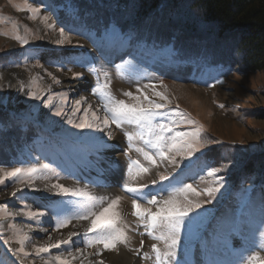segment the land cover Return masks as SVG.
Masks as SVG:
<instances>
[{
	"label": "rangeland",
	"instance_id": "rangeland-1",
	"mask_svg": "<svg viewBox=\"0 0 264 264\" xmlns=\"http://www.w3.org/2000/svg\"><path fill=\"white\" fill-rule=\"evenodd\" d=\"M27 6L38 7L39 16L30 18ZM57 15L43 0H0V168L18 167L26 173L24 184L5 180L0 185V264H46L65 249L80 250L72 264H94L101 259L109 264L105 256L110 251L103 245L87 247L94 234L85 237V231H71L70 227L82 220L89 227V220L78 217L98 211L102 207L99 198L111 199L116 194L131 201L128 214L137 222L131 231L138 240L129 244L128 251L139 264H184L185 260L189 264H248V258L256 254L264 259V185L258 175L241 183L243 166L236 162L264 154V70H229L215 75L204 66L170 62L154 51L107 49L84 29L62 25ZM16 28L27 44L12 39ZM61 28L67 40L60 35ZM61 40L64 42L58 43ZM105 83L112 96L127 103L135 101L126 92L141 100L147 95L167 103L165 116L155 118L160 123L186 119L178 114L187 113L196 124L183 123L175 130L192 131L202 125V140L213 143L189 158L177 156L175 165L157 157V165L150 166L148 173L133 178V160L149 166L136 149L156 152L147 143L144 130L135 124L117 127L99 121H94L99 128L74 126L85 111L90 117L92 112L100 117L107 114L104 98L94 94ZM33 92L40 98L34 99ZM156 92L163 93L167 101H160ZM18 126L24 129L14 128ZM126 133L133 136L131 141ZM218 148H226L221 153L224 156L231 151L233 162L221 165L222 171L214 178L208 176L213 167L205 164L202 154ZM225 171L235 175L239 171V177L232 180ZM162 175L168 179L161 180ZM217 180L223 187L209 197L204 190L218 186ZM57 184L86 191L96 199L57 194ZM125 184L142 190L126 192ZM183 184H192L201 193L198 197L189 194V199L202 202L203 207L185 218L176 256L157 262L152 245L157 244L162 252L167 249L148 235L133 214L132 200L139 196L148 207L146 201L152 196L167 199ZM64 221L67 223L60 226ZM69 237L73 243L36 254L37 247ZM120 247L126 245L117 249ZM97 252L102 255H94Z\"/></svg>",
	"mask_w": 264,
	"mask_h": 264
},
{
	"label": "trees",
	"instance_id": "trees-1",
	"mask_svg": "<svg viewBox=\"0 0 264 264\" xmlns=\"http://www.w3.org/2000/svg\"><path fill=\"white\" fill-rule=\"evenodd\" d=\"M43 1L56 10L62 25L84 29L107 49L154 51L170 62L204 66L215 75L264 70V0ZM224 151L206 150L202 158L207 166L220 168L233 162L231 151L225 156ZM243 160H236L243 166L240 177L239 171L225 174L241 183L258 175L264 185V154Z\"/></svg>",
	"mask_w": 264,
	"mask_h": 264
},
{
	"label": "snow or ice",
	"instance_id": "snow-or-ice-1",
	"mask_svg": "<svg viewBox=\"0 0 264 264\" xmlns=\"http://www.w3.org/2000/svg\"><path fill=\"white\" fill-rule=\"evenodd\" d=\"M18 10L23 11L25 9L18 8ZM27 11L32 14L30 17L32 19H35L40 14V9L38 7L27 6ZM43 20L45 24H47L48 17L44 16ZM48 26L51 27V25ZM4 34L6 35V33ZM60 35L64 37L65 40L68 39V37L65 36L63 28L60 29ZM12 39L21 44H27L28 42L26 37L19 34L18 28L15 29V34L12 36ZM63 42V40L58 41V43ZM53 80H55L56 83L60 82L56 80L55 77H53ZM108 88L109 85L105 83L94 93L104 98L103 107L106 109L107 114L100 117L97 116L95 112H92L90 117L89 111H85L81 122L74 126L82 129L99 128V124L94 123V121H99L105 126H108L110 123H115L117 127H120L123 123L135 124L144 130L149 137L147 143L155 148L156 152L151 153L140 148L136 149V151L143 155L144 160L148 162L149 166H145L139 160H133L130 168L134 169V178L139 177L141 174L148 173L150 171V166L157 165V157L160 161L167 160L169 163L175 165L178 163L176 160L177 156L182 155L185 158H189L195 152L200 151L202 147L213 143L211 140H202V125H197L192 131L175 130L183 123L196 124V121L188 118L187 113L181 112L178 114L180 117L186 119H175L170 123H160L155 118L165 116L163 109L167 108V103L153 101L147 95H144L143 100H141L140 96H134L133 93L126 92L124 95L135 101L134 103H127L124 100H118L112 96L111 93L107 91ZM155 95L159 97L160 101H167V97L163 93L156 92ZM32 96L34 99L40 98L35 92L32 93ZM221 107H223V105H221ZM89 110H91V106H89ZM57 115H59V112ZM69 122L71 123V121ZM169 133L171 135H168ZM126 135L130 141L133 139L131 134L126 133ZM141 138H143V134ZM47 167L48 165H44L45 169ZM220 171H222L221 168L213 167L208 170L207 174L215 178ZM25 174L24 170L18 167L12 168L11 170L0 168V185L4 184L5 180L24 184L26 183L23 179ZM160 179L166 180L168 177L162 175ZM216 182L218 186L209 187L204 190L209 197L223 187V184L219 183L218 180ZM153 183H155V181H153ZM54 187L59 190L57 194H62L64 196H79L90 201L96 199L86 191L69 189L59 184L54 185ZM124 190L135 194L139 193L142 189L141 187L125 184ZM189 194H193L197 197L201 195L192 184H183L175 188L167 199L157 200L155 196H152L146 201L147 205H149L148 207L141 204L139 196L132 200L134 209L133 214L138 218L148 235L151 236L153 240L163 243L167 249V251L162 252L157 244L152 245V251L155 253L157 262L162 259L167 261L169 258L176 256L177 249L180 245V232L185 218L195 209L203 207L202 202L190 200ZM13 195H15V193H13ZM121 200L122 197L120 196L111 199L101 197L98 203L102 207L98 211H89L78 217L80 219L89 220V227L84 234L85 237H88L90 233L94 234V239H88V248H92L96 244H101L105 250L112 251L116 250L118 245H127L129 237L125 231V227L121 226L123 221V217L119 211ZM153 207H155V211H153ZM40 215H43V213H40ZM29 216L32 217V213H29ZM66 223L67 221H64L60 226H64ZM262 227H264V225H262ZM71 243L73 242L71 237H69V239L66 240L45 244L36 248V254L48 253L53 248L59 249L61 245H68ZM141 244H143V241H141ZM20 251L23 252V248H21ZM25 255H27V253H25ZM94 255L100 256L102 253L97 252ZM79 256L80 250L73 252L71 249H65L59 255L51 256V258L46 261V264H72ZM41 258L43 259V257ZM94 264H105V261L101 259L94 262ZM184 264H189V262L185 260ZM248 264H264V259H261L259 254L252 255L248 258Z\"/></svg>",
	"mask_w": 264,
	"mask_h": 264
},
{
	"label": "bare ground",
	"instance_id": "bare-ground-1",
	"mask_svg": "<svg viewBox=\"0 0 264 264\" xmlns=\"http://www.w3.org/2000/svg\"><path fill=\"white\" fill-rule=\"evenodd\" d=\"M85 85V84H84ZM80 87V86H79ZM114 138V137H113ZM119 141V140H118ZM117 157V156H116ZM123 162V161H122ZM121 163V162H120ZM144 164V163H143ZM121 165V164H120ZM147 165V164H146ZM159 165V164H158ZM160 167V166H159ZM121 168V167H120ZM119 168V169H120ZM154 172V170H153ZM123 176V175H122ZM134 176V174H133ZM132 176V177H133ZM144 176V175H143ZM124 177V176H123ZM140 177V176H139ZM134 178V177H133ZM138 178V177H137ZM142 179V178H140ZM140 179H138L140 181ZM143 181L146 180L145 179H142ZM148 182H150L148 180ZM143 183V182H142ZM66 184V183H65ZM67 185V184H66ZM70 185V184H68ZM109 191V190H108ZM105 192V191H104ZM107 193V192H106ZM110 193V192H109ZM108 194V193H107ZM112 194V193H111ZM121 194V193H120ZM141 194V193H140ZM112 196V195H110ZM116 197L118 196V194L115 195ZM114 196V197H115ZM121 196V195H120ZM113 196L111 198H114ZM122 197V196H121ZM124 197V196H123ZM110 198V197H109ZM131 201L128 200L127 198H122V201L120 202V205H119V211L121 213V216L122 214L124 213H127V216L126 218H123V221H122V226L125 227V231L127 232V235L129 237L128 239V243L126 245V247H120L119 249H116V250H112L110 252H106V261L109 263V264H139V261L131 255V253L129 252L131 249V245L129 246V244H132L133 241L135 240H138L136 238V235L133 233V231H131V228L133 227V225L135 226L136 225V220L135 219H132L129 217V210L131 209V205H130ZM129 209V210H128ZM126 215V214H125ZM71 226V225H70ZM71 228V231L72 230H77V232H83V231H86V229L88 228V224L85 220H82L81 222L79 223H76V224H73ZM69 231V230H68ZM135 232V231H134ZM70 235V234H69ZM68 235V236H69ZM72 235V234H71ZM66 237H68L67 235H65ZM64 236V238H65ZM138 237V236H137ZM68 239V238H67ZM49 243V242H48ZM135 243V242H134ZM134 243L132 245H134ZM150 243V242H149ZM47 244V243H46ZM136 244V243H135ZM129 246V247H128ZM119 247V245H118ZM129 250V251H128ZM103 258V256H102ZM148 261V260H147Z\"/></svg>",
	"mask_w": 264,
	"mask_h": 264
}]
</instances>
